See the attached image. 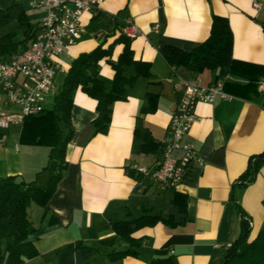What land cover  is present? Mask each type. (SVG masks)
Returning a JSON list of instances; mask_svg holds the SVG:
<instances>
[{
    "label": "crops",
    "instance_id": "obj_1",
    "mask_svg": "<svg viewBox=\"0 0 264 264\" xmlns=\"http://www.w3.org/2000/svg\"><path fill=\"white\" fill-rule=\"evenodd\" d=\"M13 1L17 5L8 9ZM29 1L0 0V11L8 9L12 14L0 24V36L13 33L12 42H19L14 52L30 43L21 42L25 35L18 27V16L24 15L31 31L38 30L43 16L42 11L30 7ZM253 1L101 0L93 12L81 14L82 35L59 55L62 65L66 59L70 62L63 65L64 72L57 71L55 75L65 76L79 53L99 44H111L126 18L139 28L130 39L134 59L149 62L151 75L138 77L125 88V97L112 104L106 133H95L91 124L98 115L96 100L80 88L76 90L70 113L73 134L65 149L67 167L46 204V215L36 204L28 209L37 227L30 238L38 255L24 264H151L154 258H170L167 264H220L240 231L236 203L250 218L251 235L257 233L264 224V164L251 183L235 188V201L231 186L245 170L249 157L264 151V93H227V98L195 104V120L184 139L193 144L203 163H191L178 188H162L149 175L136 171L138 165L158 164L162 153H142L134 135L135 129L146 128L156 142L172 141L170 120L181 96L175 84L194 76H199L203 84H223L224 78H216L217 69L196 74L183 66L171 67L162 55L166 43L191 50L203 42L209 35L213 15L228 21L232 56L264 67V10L253 8ZM257 1L264 4V0ZM122 48V43H115L110 57L98 63V75L107 88L114 73L111 63L117 61ZM133 74V66H124L126 77ZM228 78L247 82L238 76ZM55 88L54 80L43 107ZM148 94L156 96V109L143 113L141 108L147 106ZM17 111L16 105L7 102L0 82V115ZM21 121L0 127V177L16 175L34 188L46 189L56 162L48 160L46 145L37 144L30 136L22 137ZM60 126L64 128L63 123ZM175 193L186 197L184 212L173 203ZM142 214L171 219L169 224L159 220L133 233L136 255L108 258L107 253L127 246L115 236L111 221ZM76 240L89 247L66 255L55 254L57 247Z\"/></svg>",
    "mask_w": 264,
    "mask_h": 264
},
{
    "label": "trees",
    "instance_id": "obj_2",
    "mask_svg": "<svg viewBox=\"0 0 264 264\" xmlns=\"http://www.w3.org/2000/svg\"><path fill=\"white\" fill-rule=\"evenodd\" d=\"M16 5L13 1L8 9ZM8 9L0 11V24L11 18L12 14L8 12ZM18 21V27L25 35L21 42L25 44L33 39L36 31H31L30 24L24 15H19ZM12 38L13 33L0 36V61L4 60L3 56L12 54L16 50L19 42L13 43ZM130 39L120 32L108 46L103 47L99 44L90 51L79 53L72 59L52 106L44 107L36 114L23 117L22 137L30 136L37 144L46 145L49 148L48 160L56 162L55 171L46 189L34 188L31 182H26L16 175L0 177V264H24L26 260L38 255L30 238L37 231V227L34 226L28 209L31 204H36L43 208V216L46 215V204L54 194L67 167L65 149L73 134L70 113L76 90L80 88L96 100L98 115L91 124L95 133H106L110 124L112 104L125 97V88L133 85L138 77L147 78L151 75L149 62L134 59ZM115 43H122L123 48L117 61L111 63L114 73L110 87L107 88L98 75V63L101 59L110 57ZM232 44L233 37L227 19L220 15H213L209 35L203 42L191 50H184L174 44L166 43L162 46V55L171 67L183 66L196 74L217 69L216 78H224L222 88L231 95L237 93L251 96L257 92L264 93V90L258 89L259 82L264 80L262 76L264 67L261 64L235 59L232 56ZM130 65L134 67V74L126 77L124 66ZM230 76L244 78L247 82L242 84L236 80H230L228 78ZM147 98V106L141 108L143 113L153 112L156 109V96L148 94ZM61 123L64 124V128H61ZM134 135L140 141L142 153L149 154L157 151L162 153L164 143L156 142L148 129H135ZM263 164L264 151L249 157L245 170L231 186V198L234 201L235 188L251 183ZM173 203L178 206L179 211H185L186 197L183 194L175 193ZM235 206L239 216L240 231L228 245L220 264H264V224L255 235H251L250 218L239 204L236 203ZM170 219L142 214L127 220H112L111 227L115 236L127 243V246L122 252L112 250L106 256L117 259L124 255H136L134 248L137 246V240L133 237V233L159 220L169 224ZM106 243L110 244L111 240ZM88 247L83 241L76 240L57 247L55 254L66 255ZM170 262V258H154L150 263Z\"/></svg>",
    "mask_w": 264,
    "mask_h": 264
},
{
    "label": "built area",
    "instance_id": "obj_3",
    "mask_svg": "<svg viewBox=\"0 0 264 264\" xmlns=\"http://www.w3.org/2000/svg\"><path fill=\"white\" fill-rule=\"evenodd\" d=\"M101 0H30L34 10L43 12L39 28L33 39L23 49L0 61V82L8 103L18 107L17 112L0 115V127L21 121L24 116L36 114L43 107L45 96L50 92L55 73L64 72L59 55L75 44L83 32L80 16L93 12ZM256 10H264V4L254 0ZM157 30V25L153 26ZM121 32L135 37L139 28L131 18L123 22ZM227 77V76H226ZM181 90L177 107L171 115L172 141L164 144L162 157L153 167L135 166L136 171L149 175L162 188H178L185 179L191 163L202 164L193 144L185 140L195 120L194 106L197 102L212 103L218 98H227L221 82L201 83L199 76L175 84ZM264 90V80L258 84Z\"/></svg>",
    "mask_w": 264,
    "mask_h": 264
},
{
    "label": "rangeland",
    "instance_id": "obj_4",
    "mask_svg": "<svg viewBox=\"0 0 264 264\" xmlns=\"http://www.w3.org/2000/svg\"><path fill=\"white\" fill-rule=\"evenodd\" d=\"M65 62H63V65L67 66V64L70 62V59H66ZM55 76L56 77L54 80L56 81V88H55L54 92L50 93V95H48L46 98L45 105L47 108H50L52 106L54 97L60 91V88H61L62 83H63L64 75H55Z\"/></svg>",
    "mask_w": 264,
    "mask_h": 264
},
{
    "label": "water",
    "instance_id": "obj_5",
    "mask_svg": "<svg viewBox=\"0 0 264 264\" xmlns=\"http://www.w3.org/2000/svg\"><path fill=\"white\" fill-rule=\"evenodd\" d=\"M124 250V246L123 245H121V246H119L118 248H116V252H120V251H123Z\"/></svg>",
    "mask_w": 264,
    "mask_h": 264
}]
</instances>
